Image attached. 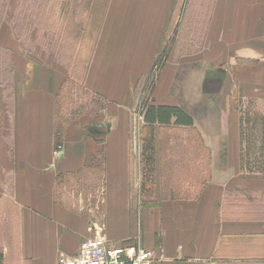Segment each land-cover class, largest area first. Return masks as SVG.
Returning a JSON list of instances; mask_svg holds the SVG:
<instances>
[{
	"label": "crops",
	"instance_id": "1",
	"mask_svg": "<svg viewBox=\"0 0 264 264\" xmlns=\"http://www.w3.org/2000/svg\"><path fill=\"white\" fill-rule=\"evenodd\" d=\"M182 4L107 1L82 79L107 106L101 121L83 117L86 127H56L62 69L26 59L2 22L0 51L11 53L7 83L0 74L2 264H55L97 230L111 245L162 253L158 264H264V177L241 170L239 112L264 102V0H190L185 12ZM172 38L149 104L179 106L194 125L155 126L145 195L143 121L132 132L131 111ZM201 164V185H174ZM71 192L83 207L65 201Z\"/></svg>",
	"mask_w": 264,
	"mask_h": 264
},
{
	"label": "rangeland",
	"instance_id": "2",
	"mask_svg": "<svg viewBox=\"0 0 264 264\" xmlns=\"http://www.w3.org/2000/svg\"><path fill=\"white\" fill-rule=\"evenodd\" d=\"M107 1L97 0L92 9V14H90L87 11V7H85L86 0H0V25L2 22L7 23L10 34L15 37L18 46L24 51L26 59L39 65L58 66L65 75L56 103V127L59 129H64L67 124L80 119V124H84V127L88 125V119L90 121L91 119H97L98 121L104 119V110L107 106L105 99L95 96L92 92L83 90L82 79L106 11ZM182 1V11L185 12L190 0ZM192 24L189 27V23H185L186 27H183V31L185 28H189L185 30L187 33L192 28ZM204 24L205 21L201 20L199 25L195 23V28L193 27V29L197 28L196 32L199 38L203 32ZM76 26L80 28L77 29ZM173 41H175V38H172L171 43L167 44L165 48L166 54ZM178 48L179 52L183 53L188 50L184 42ZM163 60H157L151 73L145 78L143 85L136 87L134 107L133 111H131V115H133L131 117L132 132H134V128L141 121L139 116L142 115L145 106L150 103L153 83L161 69ZM10 62L11 53L0 51V63H2L0 65V74L3 72L2 75L6 83L11 75L9 70ZM90 102H96L98 106L90 104ZM89 109H92V111ZM258 109L260 110L258 111ZM240 110H247L251 112L250 114H253V124L258 126L259 130L260 119L264 117V102L255 104L252 101H245L243 104L240 103ZM240 110L239 112H241ZM260 113L262 116L259 117ZM86 116L90 118L83 119ZM258 130L255 127L253 138L250 139L254 147L258 146L260 142L257 134L261 138L260 130ZM172 135L179 136L178 133ZM58 151H54V156L57 155ZM198 167V171L192 176L191 174L189 176L179 175L180 182L176 181L174 185L181 187L184 183L183 181L191 180L192 178L193 181H199L204 176L207 167L203 164ZM197 184L201 185V180ZM179 191L182 192L185 189H179ZM192 191H195V189ZM149 193L150 190L147 189L145 195ZM73 195L72 192L66 194L65 201L74 205L78 203L83 207L82 202H78ZM88 203H84V205ZM99 205H101L100 202ZM97 212L96 210L95 213ZM97 216H100L99 212Z\"/></svg>",
	"mask_w": 264,
	"mask_h": 264
},
{
	"label": "trees",
	"instance_id": "3",
	"mask_svg": "<svg viewBox=\"0 0 264 264\" xmlns=\"http://www.w3.org/2000/svg\"><path fill=\"white\" fill-rule=\"evenodd\" d=\"M95 3H97V0H86L85 7H87V11L90 14H92V9ZM76 28L79 29L80 27L76 26ZM165 55L166 50L165 48H163L157 60L162 61ZM90 104L98 106L96 102H90ZM89 110L92 111V109ZM250 113L251 112L247 110L244 112H240V166L241 170L245 171L246 173H259L264 177V117L260 119L261 138L259 145L254 147L250 139L253 138L255 125L253 124L252 120L253 114ZM141 116L143 118V126L140 129V135L143 147L140 153V190L147 192V189H149L151 192L153 189L154 182L153 177L155 126H176L191 128L193 127L194 123L192 117L188 113H186L181 107L176 105L155 106L153 104H147ZM252 150L254 151V154L252 153ZM150 195H152V192L150 193ZM0 264H2L1 254Z\"/></svg>",
	"mask_w": 264,
	"mask_h": 264
},
{
	"label": "built area",
	"instance_id": "4",
	"mask_svg": "<svg viewBox=\"0 0 264 264\" xmlns=\"http://www.w3.org/2000/svg\"><path fill=\"white\" fill-rule=\"evenodd\" d=\"M162 253L132 245L114 246L103 237L101 230L80 243L74 255L61 254L55 264H158Z\"/></svg>",
	"mask_w": 264,
	"mask_h": 264
}]
</instances>
